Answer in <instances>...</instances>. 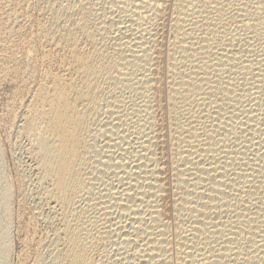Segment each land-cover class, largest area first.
I'll list each match as a JSON object with an SVG mask.
<instances>
[{
	"label": "bare ground",
	"instance_id": "obj_1",
	"mask_svg": "<svg viewBox=\"0 0 264 264\" xmlns=\"http://www.w3.org/2000/svg\"><path fill=\"white\" fill-rule=\"evenodd\" d=\"M10 83L49 228L28 216L22 264H264V0H0Z\"/></svg>",
	"mask_w": 264,
	"mask_h": 264
},
{
	"label": "rangeland",
	"instance_id": "obj_2",
	"mask_svg": "<svg viewBox=\"0 0 264 264\" xmlns=\"http://www.w3.org/2000/svg\"><path fill=\"white\" fill-rule=\"evenodd\" d=\"M15 94H16V89L14 87V84H12V83L3 85L0 88V112H1L0 113V146L3 147V148H1L2 152H3L2 164L5 162L4 165H3L2 182L4 180L3 184L7 183V184L11 185V188H12L11 192H12V195L14 196V197L12 196V198H11V200H12L11 201V210H12V213H13V219H12L11 224H10L11 225L10 226V228H11L10 229V244H11L12 248H11V253H10V256H9V259H8V264H12V262H13V264H20L21 262L23 263V261H22L23 258L21 259L20 254H21V251L23 250V249L21 250V248H24V246H23L24 244L23 243H24V240L26 239L25 238L26 237V233L24 232V230L22 228L23 227L22 225H24V227H25V224H26L25 222L27 220H29V218H32V216H33L32 212H34V211L37 212L38 211L37 213L35 212L33 214L37 215L36 217H37V220L39 221V222L37 221V223L39 224V225L37 224V226H39L38 227L39 231L41 233L42 232L46 233L49 230L47 224L45 223V219H46L45 217L47 215L45 213H41V211L38 210V208H37L38 204H37V201L35 199V195H33V192H32V188H33L32 187V181H33L32 179H34V178H33L32 172H29L30 171V167L28 166L29 162H28L27 154H26L27 153L26 150L28 148V142L26 143V141L21 140V138H19V136L16 135L15 133L10 134V137H8L7 134H6L5 125H4V123H2V121H3L2 115L3 116L6 115L5 112H7V110H6L7 109V104L9 103L10 98H12ZM158 104H159L158 106H160V105L161 106L158 107V112H157V115H156V121L158 123L157 126H156L157 127L156 129H157V132H158V135H159L158 136V141H160V142L157 141L158 142L157 143V147L159 145H160V147H158V148L156 147V153L158 154V157H161L160 159L162 160V162L165 163L169 159L168 157H170V155H171L172 148H171V144H170L169 131L167 130L166 126H163V124H165V122H164L165 121L164 102L163 101H159ZM160 113H161V115H160ZM157 118H159V119H157ZM161 120H164V121H161ZM163 132H165V133H163ZM167 141H169V142H167ZM165 158H167V159H165ZM18 178L19 179L23 178V179H21L23 181L19 180ZM24 179H25V181H24ZM17 181L18 182L21 181L23 183V185L26 186L25 190H26L27 193L26 192L23 193L19 189V187H18L19 185H18ZM25 182H26V184L27 183L28 184L26 185ZM17 190H18V192H17ZM25 202L28 203V204H26ZM22 212H23V214H22ZM30 215H32V216L28 217ZM20 218H21V220H20ZM38 218H40V219H38ZM42 225H43V227H42ZM21 228H22L23 232H22V230H20ZM39 231H37V232L40 235ZM22 238H24V239H22Z\"/></svg>",
	"mask_w": 264,
	"mask_h": 264
}]
</instances>
